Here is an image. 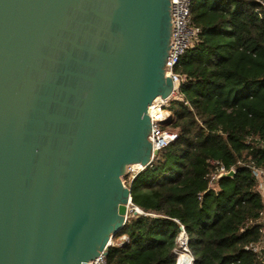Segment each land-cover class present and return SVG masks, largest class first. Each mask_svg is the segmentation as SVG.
I'll use <instances>...</instances> for the list:
<instances>
[{
    "label": "water",
    "instance_id": "water-1",
    "mask_svg": "<svg viewBox=\"0 0 264 264\" xmlns=\"http://www.w3.org/2000/svg\"><path fill=\"white\" fill-rule=\"evenodd\" d=\"M174 43V0H0V264L108 255Z\"/></svg>",
    "mask_w": 264,
    "mask_h": 264
},
{
    "label": "trees",
    "instance_id": "trees-1",
    "mask_svg": "<svg viewBox=\"0 0 264 264\" xmlns=\"http://www.w3.org/2000/svg\"><path fill=\"white\" fill-rule=\"evenodd\" d=\"M199 30L162 128L177 133L129 182L130 213L106 264H177L181 227L195 264H264V0H193ZM221 167L234 178L212 180ZM128 238L120 244L122 236Z\"/></svg>",
    "mask_w": 264,
    "mask_h": 264
},
{
    "label": "built area",
    "instance_id": "built-area-1",
    "mask_svg": "<svg viewBox=\"0 0 264 264\" xmlns=\"http://www.w3.org/2000/svg\"><path fill=\"white\" fill-rule=\"evenodd\" d=\"M175 1V43L172 45L169 55L166 58V76L170 77L173 82L180 81V77L174 72L176 66L179 64L183 55L187 50L193 45L199 30L192 25L191 21V6L193 0H174ZM177 92H174L169 99H162L158 97L154 100L149 108V116L151 120V131L150 137H148L149 142L152 144L153 150L161 151L163 148L168 146L172 141L176 140L177 133L162 128L163 121L171 117L170 113L166 111V107L170 99L175 97ZM156 156L153 155L152 162ZM151 162V163H152ZM150 163V164H151ZM149 164V165H150ZM148 165V166H149ZM148 166H128L126 170L125 177L123 179L126 186L137 177ZM231 170L236 171L234 168ZM253 173L258 181V189L264 196V169L252 167ZM224 167H221L213 176L212 180L216 179L220 173H226ZM130 182V183H129ZM264 226V217L262 219ZM181 237L184 235V228L181 227ZM128 238L124 235L120 238V244L127 241ZM114 245V243H113ZM250 248L260 255L264 256V229H263V239ZM88 264H106V256L101 254L99 257L93 259Z\"/></svg>",
    "mask_w": 264,
    "mask_h": 264
},
{
    "label": "bare ground",
    "instance_id": "bare-ground-1",
    "mask_svg": "<svg viewBox=\"0 0 264 264\" xmlns=\"http://www.w3.org/2000/svg\"><path fill=\"white\" fill-rule=\"evenodd\" d=\"M186 240L184 238L181 239V246L185 247ZM178 264H193L192 257L186 252V249L183 248L178 253Z\"/></svg>",
    "mask_w": 264,
    "mask_h": 264
},
{
    "label": "rangeland",
    "instance_id": "rangeland-1",
    "mask_svg": "<svg viewBox=\"0 0 264 264\" xmlns=\"http://www.w3.org/2000/svg\"><path fill=\"white\" fill-rule=\"evenodd\" d=\"M167 130L171 131L170 129H167ZM183 248L186 249L187 247H184V246H183L182 249H183ZM179 252H180V251H178V253H179ZM186 252L191 256V254L188 252V250H186ZM191 257H192V256H191ZM192 258H193V257H192Z\"/></svg>",
    "mask_w": 264,
    "mask_h": 264
}]
</instances>
